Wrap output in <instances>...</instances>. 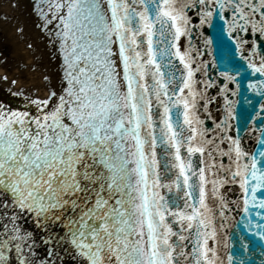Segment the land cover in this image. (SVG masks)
<instances>
[{"label": "snow or ice", "instance_id": "snow-or-ice-1", "mask_svg": "<svg viewBox=\"0 0 264 264\" xmlns=\"http://www.w3.org/2000/svg\"><path fill=\"white\" fill-rule=\"evenodd\" d=\"M35 8L58 82L0 102V264H264V0Z\"/></svg>", "mask_w": 264, "mask_h": 264}, {"label": "bare ground", "instance_id": "bare-ground-1", "mask_svg": "<svg viewBox=\"0 0 264 264\" xmlns=\"http://www.w3.org/2000/svg\"><path fill=\"white\" fill-rule=\"evenodd\" d=\"M36 0H7L4 4L6 11L18 12V19H10V23L6 26V32L14 33L15 41L14 51L17 61H21L12 72H6L4 66L0 67V78L2 74L17 77L16 84H12V89L17 92L25 91V94L46 95V81L43 79L47 75L52 83H57L58 60L56 58L55 49L48 43V38L37 25L40 24L39 17L35 8ZM12 4V5H11ZM25 14V15H24ZM25 21L22 22L21 18ZM18 24H24L25 28L22 32L17 29ZM35 42L34 49H28L29 41ZM25 45L27 48H25ZM25 62V63H24ZM2 83V82H1ZM7 86V85H3ZM25 88V89H24ZM18 102V100H15Z\"/></svg>", "mask_w": 264, "mask_h": 264}, {"label": "rangeland", "instance_id": "rangeland-1", "mask_svg": "<svg viewBox=\"0 0 264 264\" xmlns=\"http://www.w3.org/2000/svg\"><path fill=\"white\" fill-rule=\"evenodd\" d=\"M6 3H7V0H0V67L4 66L6 72L7 71L12 72V70H15V67L18 65V63L21 62V61H17V56L14 51L15 41L13 40V36H14V33L15 34L17 33V31L8 33L5 31V28L10 23L9 21L10 19L12 20L18 19L19 16H18V12L16 11H12V10L6 11L5 9L6 5H4ZM22 19L25 20L24 17L21 18V20ZM24 20H22V22ZM17 26H18L17 27L18 30L22 29V32L24 31V28H25L24 24H18ZM29 45L31 46L29 47ZM35 46L36 44L32 40L28 42V49L32 50L35 48ZM25 48H27L26 45H25ZM4 77H6V79H3ZM17 80H18L17 77L11 78L10 76L8 77V76H5V74H2L0 78V86L7 85L9 88L11 87L12 84L13 85L16 84ZM13 81H15V83H13ZM23 92L25 91L23 90ZM13 93L15 94L17 93V91L13 89Z\"/></svg>", "mask_w": 264, "mask_h": 264}, {"label": "flooded vegetation", "instance_id": "flooded-vegetation-1", "mask_svg": "<svg viewBox=\"0 0 264 264\" xmlns=\"http://www.w3.org/2000/svg\"><path fill=\"white\" fill-rule=\"evenodd\" d=\"M13 87H9L8 86H0V102L2 103H5L9 106H13V107H21L23 106L22 105V101H14L15 98L18 99V97H14V95L12 94L13 93V90H12Z\"/></svg>", "mask_w": 264, "mask_h": 264}]
</instances>
